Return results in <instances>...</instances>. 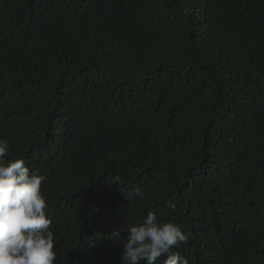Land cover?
Instances as JSON below:
<instances>
[{"label": "trees", "instance_id": "16d2710c", "mask_svg": "<svg viewBox=\"0 0 264 264\" xmlns=\"http://www.w3.org/2000/svg\"><path fill=\"white\" fill-rule=\"evenodd\" d=\"M0 139L54 264H123L149 212L189 264H264V0H0Z\"/></svg>", "mask_w": 264, "mask_h": 264}, {"label": "clouds", "instance_id": "9594fccd", "mask_svg": "<svg viewBox=\"0 0 264 264\" xmlns=\"http://www.w3.org/2000/svg\"><path fill=\"white\" fill-rule=\"evenodd\" d=\"M8 149V141L0 139V264H54L52 218L42 191L45 177L30 171L22 158L6 160ZM168 207L174 211L176 205L169 202ZM126 230V237L114 231L123 245V264H156L161 257H166L162 264H189L173 251L187 244L189 234L172 220L149 212L142 222L127 223Z\"/></svg>", "mask_w": 264, "mask_h": 264}]
</instances>
